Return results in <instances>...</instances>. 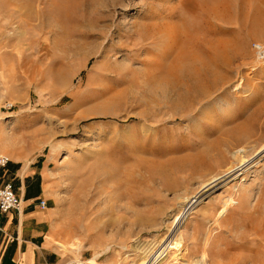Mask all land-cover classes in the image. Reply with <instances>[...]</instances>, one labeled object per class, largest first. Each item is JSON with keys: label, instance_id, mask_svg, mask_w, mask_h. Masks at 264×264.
<instances>
[{"label": "rangeland", "instance_id": "1", "mask_svg": "<svg viewBox=\"0 0 264 264\" xmlns=\"http://www.w3.org/2000/svg\"><path fill=\"white\" fill-rule=\"evenodd\" d=\"M263 147L264 0H0V150L68 260L264 264Z\"/></svg>", "mask_w": 264, "mask_h": 264}, {"label": "crops", "instance_id": "2", "mask_svg": "<svg viewBox=\"0 0 264 264\" xmlns=\"http://www.w3.org/2000/svg\"><path fill=\"white\" fill-rule=\"evenodd\" d=\"M43 173L44 168H37L35 162L20 166L14 161L8 168H0V186L15 181L23 199L20 211L0 210V264H64L69 261L50 240L53 233L49 207L39 205L41 199H47ZM78 259L86 264H97L95 254L85 260L81 256Z\"/></svg>", "mask_w": 264, "mask_h": 264}, {"label": "bare ground", "instance_id": "3", "mask_svg": "<svg viewBox=\"0 0 264 264\" xmlns=\"http://www.w3.org/2000/svg\"><path fill=\"white\" fill-rule=\"evenodd\" d=\"M240 85V84H239ZM237 88H239L238 87V85L236 86V89ZM38 138V137H37ZM37 138H35V140H37ZM34 140V141H35ZM36 142V141H35ZM34 142V143H35ZM33 143V144H34ZM28 146V145H27ZM34 146V145H33ZM25 149H27V148H24L23 150H25ZM28 151H29V148H28ZM247 151V150H246ZM246 151L244 150V149H239V150H237L236 152H235V158L238 160V162L240 163V167L239 168H242V167H245L246 168V166H244V165H246L247 163H249L251 160H253V159H256V157H260L261 156V154H263L264 153V147L256 154V155H253V156H250V157H248L247 159H246V157L247 156H249V155H247V153H246ZM253 162V161H252ZM238 168V169H239ZM238 169H235V170H233V171H230V172H228V174L226 175L225 174V176H222V177H220L218 180L216 179V182H215V184H216V186H214L213 184L211 185V186H209L205 191H203V192H200V193H198V194H196V196H193L192 198H189V203H187L189 206L188 207H185L179 214H178V219L179 218H186V216H190L189 214H191V213H189L190 211H192V209H193V207L195 206V204H197L198 202H200L201 200H202V198L207 194V192H211V190H214L217 186H221L220 184L221 183H223V182H226L227 180H230V179H228L229 178V176H231V175H234L232 178L233 179H236L237 178V176L238 175H240V174H243V173H240L243 169H240V171H238ZM239 178V177H238ZM211 182V181H210ZM223 185V184H222ZM205 187V186H204ZM218 188V187H217ZM209 195V194H208ZM236 203V200L234 199V197L233 196H230L228 199H227V201H225L224 202V205H225V207H224V209H223V211H226L227 209H228V207L231 205V204H235ZM181 218V219H182ZM180 219V220H181ZM184 220V219H183ZM180 226V225H179ZM178 226V227H179ZM177 230V229H176ZM50 240H51V242H53L57 247H59L61 250H63V249H65L66 250V246H65V244H63L62 242H60V241H58V240H55V239H53V237L51 236L50 237ZM160 245V244H159ZM149 246V245H148ZM74 251H76V252H78L79 250H80V245H74ZM141 248H142V246H141ZM167 248V247H166ZM164 249V248H163ZM166 250H168V249H164V251H162V253H160L159 255H155V257L153 258V260L152 261H150V262H146L145 264H157V263H159V262H161L162 261V259L164 258V253L166 252ZM138 251V250H137ZM169 251V250H168ZM160 252V251H159ZM151 253V252H150ZM146 254V253H145ZM150 255V254H149ZM149 255H148V257H149ZM164 255V256H163ZM147 256V255H146ZM206 256V255H205ZM78 258L80 257L79 255L77 256ZM153 257V256H152ZM150 258V257H149ZM206 259V258H205ZM77 260H79V259H77ZM80 261V260H79ZM145 261H146V258H145ZM81 262V264H86L85 262H82V261H80ZM143 263V262H142Z\"/></svg>", "mask_w": 264, "mask_h": 264}, {"label": "built area", "instance_id": "4", "mask_svg": "<svg viewBox=\"0 0 264 264\" xmlns=\"http://www.w3.org/2000/svg\"><path fill=\"white\" fill-rule=\"evenodd\" d=\"M12 104L10 105V107ZM12 162L9 154L0 150V168H8ZM39 205L42 208L48 207V202L45 199H41ZM23 207V199L16 192L15 187L12 182H6L0 186V210L3 212L17 210L20 211ZM64 264H81L79 260H69Z\"/></svg>", "mask_w": 264, "mask_h": 264}]
</instances>
